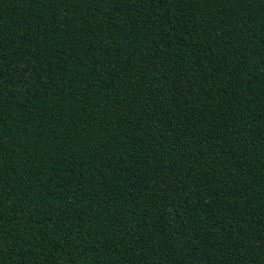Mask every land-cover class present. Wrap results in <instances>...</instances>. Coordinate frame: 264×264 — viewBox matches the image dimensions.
Masks as SVG:
<instances>
[{"label": "trees", "instance_id": "1", "mask_svg": "<svg viewBox=\"0 0 264 264\" xmlns=\"http://www.w3.org/2000/svg\"><path fill=\"white\" fill-rule=\"evenodd\" d=\"M0 264H264V0H0Z\"/></svg>", "mask_w": 264, "mask_h": 264}]
</instances>
